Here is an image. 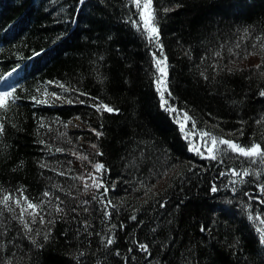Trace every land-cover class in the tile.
I'll return each instance as SVG.
<instances>
[{
    "label": "trees",
    "instance_id": "1",
    "mask_svg": "<svg viewBox=\"0 0 264 264\" xmlns=\"http://www.w3.org/2000/svg\"><path fill=\"white\" fill-rule=\"evenodd\" d=\"M0 7V77L22 61L42 65L0 109V200L23 203L24 189L44 218L32 223L26 212L28 232L20 208L0 203V264H264V243L248 222L255 215L244 205L264 212L254 197L262 196L264 157L222 144L230 155L206 159L188 150L186 133L264 149V0H152L155 39L135 0H0ZM153 58L167 63L165 102L153 88ZM51 82L65 93L54 109L42 102ZM86 95L95 105L88 125L97 130L90 126V139L54 157L57 118L85 111L75 102ZM166 101L191 117L184 132ZM100 104L117 111H98ZM94 162L111 168L105 198L83 184L87 168L97 182L103 175ZM225 165L229 175L219 177ZM156 178L159 186L147 191Z\"/></svg>",
    "mask_w": 264,
    "mask_h": 264
},
{
    "label": "bare ground",
    "instance_id": "2",
    "mask_svg": "<svg viewBox=\"0 0 264 264\" xmlns=\"http://www.w3.org/2000/svg\"><path fill=\"white\" fill-rule=\"evenodd\" d=\"M135 12L138 14V17L141 20H143L141 8L140 9H137V11H135ZM129 22H130L131 25L133 24V21H130V19H129ZM143 23H144V21H143ZM160 35H161V33H160ZM12 38H13V35H11V39ZM145 44L150 48L149 50L152 49V45H153L152 44V40H145ZM1 46H2V44L0 43V47ZM157 47H159V48L162 49L159 41L157 43ZM157 61H158V59L153 58V62H152L153 72H157L158 71L157 72V76H155V77L153 76L152 77L154 79V81H153V88H154V91L155 92H156V89H158L160 91V94H161V90H160V87H159V83L161 81H158L159 80V77H160V71H159V69L157 67V63H156ZM41 69H42V65H39L35 69H31L30 70L28 63L25 62V61H22L18 65H15L14 66V69L10 70V72L9 71H7V72H9L8 75L9 74H12V73H21V72H24V74L27 77L28 76V73L30 71H35L36 72V70L37 71H40ZM60 85H62V84H59L57 82H51L50 85H48V88H46V95H43L42 96L43 98H47V102L46 103H43V104H46L48 107L54 109V108H56V103H59V102H62L63 101L65 93L60 89ZM75 103L86 105L87 106V109L85 111H82L81 113L75 114L73 117L71 116L72 118H69V117H67V118L65 117L64 118L62 116H59V118H57L58 120L61 119L60 125H63V126L60 127V135H61V140L62 141L58 145L59 151H58V153L56 155H54V157L60 156V153L61 154L62 153H64V154H67V153L70 154L71 153L70 151H71V149L73 147L76 148L79 144H81V143L85 142L86 140H88V138L90 139V126L92 128H94L93 131H95V129L97 130V128L95 127V125L94 126H92L91 124L88 125V122H89L88 121V116L91 113L88 112L87 110L88 109H93V107H95L94 102L92 101V98H90V96H87V98H80ZM89 107H92V108H89ZM112 108L115 109L113 106H112ZM169 108H172V106H166L165 107V112L168 114V116H170L171 115L170 113H172V111H169L168 110ZM116 111L117 110L115 109V111H113V112H116ZM54 114L56 115L57 113H54ZM71 121L73 123H71ZM181 125L182 124H180V125L178 124L177 126H178V128L181 129V131H183ZM187 125H188V123H185V126L183 128L187 129L186 128ZM87 131H89V135L87 134ZM188 131H189V129L186 130V133L187 134H188ZM195 133L197 135H199L202 132H195ZM211 136L212 137H215L217 140H224L221 137H219L220 134H214V135L211 134ZM202 139L204 141L206 140V142H208L207 137L202 138ZM215 154L216 155H230V152H225L220 147V145H217V151H216ZM205 155H208V153H206ZM94 164H97V162H94ZM98 164H100V163H98ZM101 164L104 166L103 169H102L103 175L100 177V180H98V183L101 184V187H99V188H97V187L93 188V192L98 191L99 192V196L102 197V198H105V195H106L105 188L107 187L108 183L111 181L110 180V175H111L110 169L111 168L105 162H102ZM86 170H87V173L86 172L82 173V180L84 182L83 184L89 185V184H92L93 183V178L95 179L96 175H93L91 169L87 168ZM158 181H159V179L156 178V179H154L151 182L145 183V186H147L146 187L147 188V191H149L150 189H154L155 187H158L159 186ZM149 186H151V187H149ZM91 188L92 187L90 186L89 188H85V189L87 191H90ZM20 192L25 197L24 189H21ZM258 194L259 195L262 194V196H259L258 195L259 197H257V196L254 195V197L257 199L256 203H259L258 204L259 207H260L259 210H261V208H263V210H264V202H262V199H264V187L258 188ZM27 198L29 200L30 197L27 195ZM30 201H33V198H31ZM104 203L106 205V208H108V209L113 206L112 203L107 202V200ZM254 203L255 202L250 201V202L244 203V205H245V211L249 212L248 216L251 215L249 210H251V212L254 213V215H255L254 217H250L248 219V222L250 223L251 227L253 228V231L256 234V236L257 237H260V238H258L259 243H260V242H262L261 237L264 236V223H261V221H264V212L255 211V206L256 205ZM262 243H264V242H262Z\"/></svg>",
    "mask_w": 264,
    "mask_h": 264
},
{
    "label": "snow or ice",
    "instance_id": "3",
    "mask_svg": "<svg viewBox=\"0 0 264 264\" xmlns=\"http://www.w3.org/2000/svg\"><path fill=\"white\" fill-rule=\"evenodd\" d=\"M136 3V7L137 8H141L142 10V18L144 20V26L146 28H148L150 35L152 36L153 39L157 38L159 36V30L158 28L155 26L154 24V13H153V9H152V0H143V3L141 2V0H135ZM166 59V58H165ZM157 67L159 69V71L162 73V75L166 76V70L165 67H163L162 65H164L165 60H158L157 62ZM161 83H163V81H161ZM60 87H63V85H60ZM14 90L13 92H3L0 93V109H7L9 107V105L11 103L15 102V99H17V97L14 96ZM170 95V93H169ZM261 95H264V92H261ZM41 102V101H38ZM42 102H47V101H42ZM107 111V112H113L115 111V109L109 107L107 104H100L98 107V111ZM169 111H175V109L169 108ZM191 120V117H189L187 115V113H184V123H182L181 127L183 129V127L185 126V123H187V121ZM194 124V121H193ZM3 130H4V125L3 123H0V135L3 134ZM97 135H100V133H97ZM188 136L193 135V133H188ZM201 138H205L207 137L210 140V145L209 146L207 143L205 144V148L208 152V156L211 159H216V151H217V145L218 144H223V145H227L229 149H231L234 152H237L245 157H264V149L261 148L260 144H253L250 147H242L239 144H236L232 141L229 140H217L215 137H212L210 133L207 132H203L200 134ZM192 150L197 151L199 153V148L196 145H193ZM57 151H59V149H57ZM201 155H203V153H199ZM83 159H86V157H82ZM103 165L102 164H96L95 168L97 171H100L101 169H103ZM235 175L239 176L241 175V173L238 172H234ZM249 173L247 171L243 172L242 175H248ZM101 187V184L98 183L94 178H93V184L92 185H87L85 184V187ZM212 191L215 192L217 191V189L215 187L212 188ZM49 193H45V196H48ZM10 201L14 202L15 205L17 207L20 208V222L24 225V228L26 231L31 232L32 229L29 226V222L26 221L23 217L24 214L27 212V214L29 216L32 217V223L36 222V217L39 215L40 216V222L43 223L44 222V218L42 215H40V211H42V205L41 204H37V203H32L31 201L28 200L27 197H24L23 199V203L20 199H15L13 201V198L10 195H5L3 197L2 200H0V203H2L6 208L9 209V211H12L13 209L11 208V204ZM86 203V202H85ZM109 203H111L109 201ZM31 210V211H29ZM57 211H62V209H60L59 207H57ZM261 223H264V221H261ZM203 231V229H202ZM39 235V233H37ZM47 238V234H45V239ZM262 242H264V236L261 237ZM35 242V241H34ZM108 244L112 243V240L109 239L107 241ZM140 247L144 250L147 249L146 245H140Z\"/></svg>",
    "mask_w": 264,
    "mask_h": 264
},
{
    "label": "rangeland",
    "instance_id": "4",
    "mask_svg": "<svg viewBox=\"0 0 264 264\" xmlns=\"http://www.w3.org/2000/svg\"><path fill=\"white\" fill-rule=\"evenodd\" d=\"M141 2H142V0H141ZM4 3H2V5H3ZM3 7H0V11L1 12H3ZM0 15H3V14H0ZM144 21V20H143ZM148 29V28H147ZM159 60H163V59H159ZM163 67H165V70H166V68H167V63H166V60H165V63H164V65H162ZM31 69V68H30ZM27 78V77H26ZM26 81V80H25ZM158 81H163V83H159V87H160V90H161V93L164 91V82L166 81V76H164V75H162V73L160 72V77H159V80ZM25 83V82H24ZM161 96L163 97V102H165V99H164V92L161 94ZM167 102V101H166ZM167 106H171L168 102H167ZM172 109H175V111H172V117H173V119H176V122H177V124H182V122L184 123V113L180 110V109H177L176 107H173L172 106ZM71 123H73L72 121H71ZM70 123V124H71ZM76 123V122H75ZM73 125V124H72ZM184 130H185V128H183ZM195 131V130H194ZM198 132V131H197ZM189 133V132H188ZM190 133H193V135H190L189 136V140H187L188 141V144H189V146H187L188 147V150L190 151V152H193V153H198L197 151H194V150H192V147H193V145H196L198 148H199V153H203V155H201V154H199V156H202V157H204V158H206V159H210L209 158V156L208 155H205L206 153H208L207 152V150H206V148H205V144L207 143L209 146H211L210 145V140L207 138V140H208V142H206V140L204 141L202 138H201V136H200V134L199 135H197L195 132H190ZM62 140L60 139L58 142H61ZM219 141V140H218ZM218 145H222V144H218ZM227 169V166L225 165L224 167H223V169L221 170V172H219V177L220 176H222V174L224 175V174H226L227 172H225V171H227L226 170ZM232 172V171H231ZM228 174V173H227ZM229 175V174H228ZM225 177H227V176H225ZM231 180V179H230Z\"/></svg>",
    "mask_w": 264,
    "mask_h": 264
}]
</instances>
